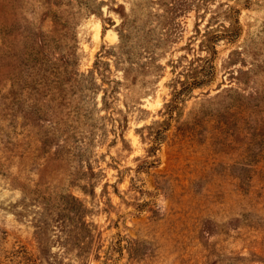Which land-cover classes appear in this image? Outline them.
Masks as SVG:
<instances>
[{
	"label": "rangeland",
	"instance_id": "1",
	"mask_svg": "<svg viewBox=\"0 0 264 264\" xmlns=\"http://www.w3.org/2000/svg\"><path fill=\"white\" fill-rule=\"evenodd\" d=\"M0 264H264V0H0Z\"/></svg>",
	"mask_w": 264,
	"mask_h": 264
},
{
	"label": "trees",
	"instance_id": "2",
	"mask_svg": "<svg viewBox=\"0 0 264 264\" xmlns=\"http://www.w3.org/2000/svg\"><path fill=\"white\" fill-rule=\"evenodd\" d=\"M187 90V87L182 91ZM181 92L178 93V95ZM67 201L63 198L62 204L59 206L58 211L56 213V219L59 224H61V228L68 229L67 232V240L69 242V248H80L82 250L81 240L83 238L81 232L84 231L89 224L85 221V207L84 205L74 196L69 195L67 197ZM54 207H58L57 205H53L47 203V210L51 212ZM54 218H51L50 221H54ZM47 221V220H46ZM45 219L40 221L42 225L46 224ZM56 221V220H55ZM81 230L78 232L77 230ZM84 229V230H83ZM82 245V246H81Z\"/></svg>",
	"mask_w": 264,
	"mask_h": 264
}]
</instances>
